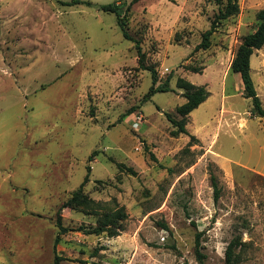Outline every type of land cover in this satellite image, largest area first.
<instances>
[{
    "label": "rangeland",
    "instance_id": "obj_1",
    "mask_svg": "<svg viewBox=\"0 0 264 264\" xmlns=\"http://www.w3.org/2000/svg\"><path fill=\"white\" fill-rule=\"evenodd\" d=\"M71 1L0 0V264H226L231 242V264H264V120L230 70L264 0H238L198 51L212 0ZM114 3L156 86L172 74L169 92L142 101L151 74L100 9ZM250 75L264 109V46ZM180 78L209 93L187 118L191 146L165 117L180 119ZM87 175L100 205L63 209L60 233L57 212ZM110 225L118 236L92 233Z\"/></svg>",
    "mask_w": 264,
    "mask_h": 264
},
{
    "label": "trees",
    "instance_id": "obj_2",
    "mask_svg": "<svg viewBox=\"0 0 264 264\" xmlns=\"http://www.w3.org/2000/svg\"><path fill=\"white\" fill-rule=\"evenodd\" d=\"M139 0H133L132 4L137 3ZM217 6L218 11L213 16L210 27L206 30L201 36V42L195 47L194 51L198 50H207L211 45V37L217 31L218 27L226 20L234 18L239 14V4L238 0H212ZM82 2L78 0H72L70 3L64 4L65 6L79 5ZM89 4V3H88ZM100 9L106 13H113L117 17V25L122 32V36L125 40L133 42L134 48L137 53V63L138 69L142 71H149L152 79V86L149 91L144 95L143 102L149 100L156 93H166L169 92L167 84L171 80V75L169 74L166 82L163 86L157 85V72L154 68L148 67L144 64L145 55L141 50L139 41L131 38L126 30V22L123 19L124 15L120 14V8L116 3L101 6ZM257 26L253 32L244 36L240 45L238 46L234 57L230 64V70L232 73L237 74L240 78L242 84V94L245 99H249L252 102V112L253 115L264 120V109L262 108L261 101L256 93L251 75H250V59L255 51L260 50L264 46V9L259 10L255 15ZM193 73L200 74V70L193 69ZM177 88L184 91L185 102L176 108V114L180 117L179 120L173 119L169 114H165V117L168 122H170L174 128L171 132L172 136H178L184 134L189 136L188 146H191L192 143H197L198 140L189 135L186 130L187 118L192 111H194L198 106L206 101L209 97V93L203 86H195L188 81L180 78L176 82ZM120 169H126V171L134 175V171L131 168H125L123 164H119ZM90 168L88 167V173ZM88 182V175L84 178L80 187L72 194L71 198L67 200L58 210L56 216V224L60 233L66 232V229L61 223V212L63 209H76V208H87V207H99V203L94 202L93 200L86 197L82 190L83 186ZM212 186L214 188V201L218 200L219 189L217 187V182L214 176H211ZM115 221L125 220L126 214L122 210H116L113 214ZM93 234L100 235L102 233H107L109 237L118 236V228L116 226L109 227H100L96 228L92 232ZM200 234L196 235V247H199ZM59 241V238L56 239L55 243ZM238 246L237 243L231 242L225 252L226 264H231L233 258L234 249ZM198 258H202V255L196 250ZM62 259L60 257H55L51 264H60Z\"/></svg>",
    "mask_w": 264,
    "mask_h": 264
},
{
    "label": "water",
    "instance_id": "obj_3",
    "mask_svg": "<svg viewBox=\"0 0 264 264\" xmlns=\"http://www.w3.org/2000/svg\"><path fill=\"white\" fill-rule=\"evenodd\" d=\"M122 10H120V12H121Z\"/></svg>",
    "mask_w": 264,
    "mask_h": 264
}]
</instances>
